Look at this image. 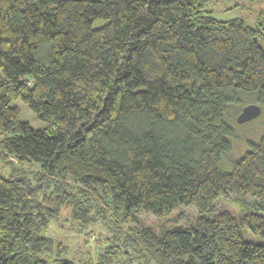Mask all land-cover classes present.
I'll use <instances>...</instances> for the list:
<instances>
[{"label": "trees", "instance_id": "1", "mask_svg": "<svg viewBox=\"0 0 264 264\" xmlns=\"http://www.w3.org/2000/svg\"><path fill=\"white\" fill-rule=\"evenodd\" d=\"M206 1L0 0V264H264V135L218 168L228 104L264 102V10ZM63 210L107 230L94 260L47 233Z\"/></svg>", "mask_w": 264, "mask_h": 264}, {"label": "rangeland", "instance_id": "2", "mask_svg": "<svg viewBox=\"0 0 264 264\" xmlns=\"http://www.w3.org/2000/svg\"><path fill=\"white\" fill-rule=\"evenodd\" d=\"M204 8L210 11L215 18L220 20L240 18L244 19L249 24H255L257 15L261 10H264V0L261 2H250L248 0H207ZM262 44L264 47V38ZM238 98V102L228 104L226 111V120L232 128V134L227 136L231 146L230 151L224 154L218 162V168L223 172L231 171L234 162L250 149L251 143L259 142L264 135V102H258L256 97L250 94ZM250 103L259 105L260 112L248 120L239 122L237 117L240 111L245 105ZM15 104L20 109L21 118L26 120L31 127L43 128L46 126V122L39 119L21 100H16ZM215 203L228 210H232L233 207L230 201L224 200L223 197H219ZM181 215V209L174 210L171 214V218L164 221L163 219L154 217L152 214H147L145 212L137 213V216L144 224H150L155 229H159L163 224L172 226L176 223H181ZM188 215L190 216L191 214ZM68 216V212L63 210L59 218L50 221L47 233L58 239H64L68 244L70 257L86 260L87 257L90 256V258L94 260L96 246L103 243L104 237L108 235L107 230L99 224L95 226L89 225L86 227L87 234L80 231V228L78 229V223L71 220V218H67ZM185 216H187L186 212L182 217ZM244 233L246 234V238H250L253 241L263 240L262 237L255 236L247 230Z\"/></svg>", "mask_w": 264, "mask_h": 264}, {"label": "water", "instance_id": "3", "mask_svg": "<svg viewBox=\"0 0 264 264\" xmlns=\"http://www.w3.org/2000/svg\"><path fill=\"white\" fill-rule=\"evenodd\" d=\"M260 112V106L254 103H250L245 105L240 111L237 120L239 122H243L248 120L254 116H256Z\"/></svg>", "mask_w": 264, "mask_h": 264}]
</instances>
